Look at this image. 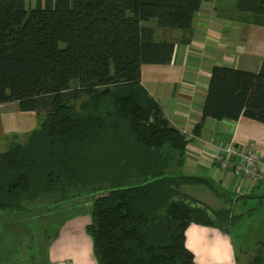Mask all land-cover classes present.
<instances>
[{
	"label": "trees",
	"instance_id": "obj_1",
	"mask_svg": "<svg viewBox=\"0 0 264 264\" xmlns=\"http://www.w3.org/2000/svg\"><path fill=\"white\" fill-rule=\"evenodd\" d=\"M202 2L45 0L27 8L0 0V104L17 102L41 119L0 151V211L63 203L74 209L63 223L87 214L97 264H196L186 228L227 230L230 211L180 193L183 184H205L222 195L183 172L187 136L142 86L141 65L169 63L174 49L143 23L155 19L188 40ZM234 9L242 22L264 25V0H234ZM241 116L264 123V57L258 71L212 67L196 127ZM243 264H264V251Z\"/></svg>",
	"mask_w": 264,
	"mask_h": 264
},
{
	"label": "crops",
	"instance_id": "obj_2",
	"mask_svg": "<svg viewBox=\"0 0 264 264\" xmlns=\"http://www.w3.org/2000/svg\"><path fill=\"white\" fill-rule=\"evenodd\" d=\"M44 1L25 0V4L33 8L43 6ZM143 25L155 27V41L174 43L169 63L141 65V84L161 105L170 123L187 136L183 172L209 179L222 195L221 189L230 191L234 200L252 195L261 183L246 182L231 171L219 168L212 157L215 146L226 141L252 144L264 154V123L241 116L234 121L207 118L200 127L196 125L201 119L213 66L258 71L264 57V25L242 22L237 13L227 14L224 1L220 0H203L188 40L181 30ZM0 111L4 112L3 120H7L2 122L0 115V140L19 130L9 125L15 116L23 112L34 115V111L20 110L17 102L0 104ZM31 121L29 125L34 128L35 118ZM220 208L226 207L216 209ZM89 220L88 215L75 216L62 224L45 252L49 264H97L85 229ZM185 246L192 252L196 264H240L230 233L219 226L189 224L185 230Z\"/></svg>",
	"mask_w": 264,
	"mask_h": 264
},
{
	"label": "rangeland",
	"instance_id": "obj_3",
	"mask_svg": "<svg viewBox=\"0 0 264 264\" xmlns=\"http://www.w3.org/2000/svg\"><path fill=\"white\" fill-rule=\"evenodd\" d=\"M220 1H224L227 14L236 13L234 0ZM144 23L156 25V20L150 19ZM28 113L18 114L9 123L19 130L11 132L13 135L10 134L6 140H0V151L8 149L14 143L22 142L29 132L40 125V116L36 112L34 115L30 112L33 116L27 115ZM0 115L5 123L7 120H3L4 112L0 111ZM31 118L36 121L34 128L29 125L32 123ZM179 191L192 200L207 202L205 205L211 209L223 206L229 209L227 230L232 237L240 264L264 251V185L260 184L252 195L235 200L230 191L224 192L221 189L224 195L217 197L203 184H183ZM49 208L40 209L41 212L36 209L15 214L0 211V264H49L45 255L47 246L61 229L62 220L74 210L63 203L54 211ZM83 215L87 214L78 216Z\"/></svg>",
	"mask_w": 264,
	"mask_h": 264
},
{
	"label": "built area",
	"instance_id": "obj_4",
	"mask_svg": "<svg viewBox=\"0 0 264 264\" xmlns=\"http://www.w3.org/2000/svg\"><path fill=\"white\" fill-rule=\"evenodd\" d=\"M215 147L212 161L216 166L231 171L246 182L264 185V154L257 147L237 145L232 141L220 142Z\"/></svg>",
	"mask_w": 264,
	"mask_h": 264
},
{
	"label": "water",
	"instance_id": "obj_5",
	"mask_svg": "<svg viewBox=\"0 0 264 264\" xmlns=\"http://www.w3.org/2000/svg\"><path fill=\"white\" fill-rule=\"evenodd\" d=\"M183 201H185V202H187V203H189V204H193L191 201H189V200H187V199H184L183 198ZM193 205H195V206H201V205H198V204H193ZM203 207V206H202ZM214 220H215V218H213Z\"/></svg>",
	"mask_w": 264,
	"mask_h": 264
}]
</instances>
